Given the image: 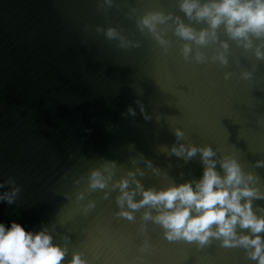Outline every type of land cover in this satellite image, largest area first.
Here are the masks:
<instances>
[{"label": "water", "instance_id": "95a60500", "mask_svg": "<svg viewBox=\"0 0 264 264\" xmlns=\"http://www.w3.org/2000/svg\"><path fill=\"white\" fill-rule=\"evenodd\" d=\"M179 3L0 0V196H12L0 199V222L45 228L66 248L62 264L73 252L87 264H257L220 237L169 240L144 215L158 209L129 217L116 201L114 182L129 170L144 188L199 179V151H171L181 144L210 146L220 174L219 161L234 156L264 193V36L246 48L220 25L203 44L182 38L177 19L196 32L208 24ZM148 12L164 15L165 43L139 24ZM94 168L110 177L103 188L89 187ZM251 206L264 216V196Z\"/></svg>", "mask_w": 264, "mask_h": 264}, {"label": "clouds", "instance_id": "9594fccd", "mask_svg": "<svg viewBox=\"0 0 264 264\" xmlns=\"http://www.w3.org/2000/svg\"><path fill=\"white\" fill-rule=\"evenodd\" d=\"M179 7L186 16L208 24V29L196 32L177 19L175 33L196 43L203 44L209 37L215 38V29L220 25L229 36L242 40L246 48L251 46L250 35L264 36V0H180ZM164 19L160 12H148L140 17L139 24L163 44L165 41L156 31V26ZM105 34L111 38L115 30L108 28ZM222 45L227 46L224 42ZM182 52L187 56L188 45H184ZM256 55H264V52L257 48ZM218 59L221 63L225 61L222 54H218ZM176 135H182L179 129ZM171 151L185 157H192L199 151L204 165L199 179L168 184L160 189L144 188L129 170L127 175L114 182L119 188L117 204L127 205V208H120V214L130 217L132 213L127 209L152 206L158 209L156 215L151 216L147 211L144 215L164 229L167 239L195 240L202 244L210 236L220 237L225 245L240 244L250 249L249 257L257 264H264V238L259 235L264 231V216L257 215L251 206L252 198L264 196V193L251 183L252 174H245L231 155L219 161L223 170L220 174L215 167L216 161L212 159L213 149L207 145L199 149L195 145H174ZM109 167L110 162L104 165L105 169ZM109 178L94 168L89 173V187L103 188ZM130 178L134 189L128 187ZM136 192L140 194L139 200L133 199ZM0 199L10 203L12 196L4 195ZM237 225L248 231L237 234ZM65 254L66 248L54 243L51 233L45 228L33 231L18 221H10L7 226L0 222V264H62ZM68 264H87V261L80 253L73 252Z\"/></svg>", "mask_w": 264, "mask_h": 264}]
</instances>
